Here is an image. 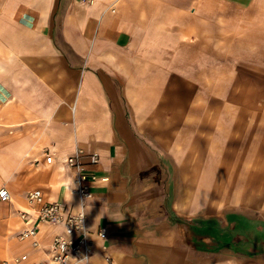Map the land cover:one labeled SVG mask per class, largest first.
I'll return each instance as SVG.
<instances>
[{"label":"crops","instance_id":"0c3cea01","mask_svg":"<svg viewBox=\"0 0 264 264\" xmlns=\"http://www.w3.org/2000/svg\"><path fill=\"white\" fill-rule=\"evenodd\" d=\"M236 61H264V0H0V188L11 197L0 201V259L48 256L63 229L32 216L34 247L18 210L30 211L34 189L78 209L62 184L79 146L95 176L87 228L108 230L107 250L85 264H238L223 246L253 238L258 221L221 212L205 151L222 116L209 106ZM197 216L206 222L190 225Z\"/></svg>","mask_w":264,"mask_h":264},{"label":"rangeland","instance_id":"374dc122","mask_svg":"<svg viewBox=\"0 0 264 264\" xmlns=\"http://www.w3.org/2000/svg\"><path fill=\"white\" fill-rule=\"evenodd\" d=\"M260 63L256 68L236 61L222 69L221 101L209 106L222 110L216 122L219 131L209 140L216 147L209 148L211 144L205 142L211 172L217 177L211 182L212 192L221 212L238 211V216L258 221L253 238L235 234L231 244L223 246V254L231 251L238 264H264V61ZM190 219V225L207 220L203 216ZM188 229L195 234L192 227Z\"/></svg>","mask_w":264,"mask_h":264},{"label":"built area","instance_id":"2783aa9c","mask_svg":"<svg viewBox=\"0 0 264 264\" xmlns=\"http://www.w3.org/2000/svg\"><path fill=\"white\" fill-rule=\"evenodd\" d=\"M85 156V150L77 146L74 152L65 158L66 164L73 167L76 172L75 180L79 187L74 191V195L78 198V208L84 205L86 197L91 199L90 183L95 179L94 175H90L86 171V166L82 161ZM88 157L92 164L99 162L97 152H92ZM1 200H11L8 189L4 185L0 188ZM27 201L30 211L18 210V216L23 223L19 234L20 239H30L34 247H40L38 236L40 227L38 223H34L32 216L40 223L59 226L63 229L62 233L52 235L48 256L36 264H73V261L82 258V255L87 257V261L97 246L103 252L107 250L108 230L106 227H100L93 232L89 230L86 236L77 232L78 221L87 228L86 212L81 217L77 210L68 209L67 204L63 201L45 200L41 189L30 191ZM96 238L102 240V243L98 245ZM26 257V255L15 256L13 261L18 263L25 260ZM105 260L110 262L112 258L107 255ZM0 264H9V260L0 259Z\"/></svg>","mask_w":264,"mask_h":264},{"label":"clouds","instance_id":"9594fccd","mask_svg":"<svg viewBox=\"0 0 264 264\" xmlns=\"http://www.w3.org/2000/svg\"><path fill=\"white\" fill-rule=\"evenodd\" d=\"M0 71H3V69L0 68ZM65 184H66V187L68 189V192H67V194L65 196V200L66 201H71L72 198H73L74 191L79 187V185H78V183L75 180V176L69 177L67 179V181L65 182ZM88 199H89V197H86L84 205L77 209V211H78V213H79V215L81 217L85 214L84 208H85V204H86ZM108 212H109V209L105 208L104 205H102L99 215H101V213H103L105 215V214H108ZM116 214H118V213H116ZM76 227H77V232L78 233L83 234L85 236L87 235L89 229L85 228L80 221L77 222ZM86 259H87V257L82 255V258L75 259L73 261V264H85Z\"/></svg>","mask_w":264,"mask_h":264},{"label":"bare ground","instance_id":"6f19581e","mask_svg":"<svg viewBox=\"0 0 264 264\" xmlns=\"http://www.w3.org/2000/svg\"><path fill=\"white\" fill-rule=\"evenodd\" d=\"M223 171H224V170H223ZM61 176H62V175H61ZM61 183H62V182H61ZM62 185H64V187L67 188L65 183H63ZM216 191H217V190H216ZM177 205H178V204H177Z\"/></svg>","mask_w":264,"mask_h":264}]
</instances>
